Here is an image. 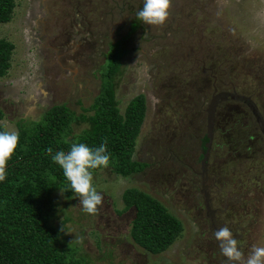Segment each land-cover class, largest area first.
<instances>
[{
	"label": "rangeland",
	"instance_id": "1",
	"mask_svg": "<svg viewBox=\"0 0 264 264\" xmlns=\"http://www.w3.org/2000/svg\"><path fill=\"white\" fill-rule=\"evenodd\" d=\"M143 3L17 0L12 21L0 24V39L15 45L0 79V125L18 132L19 123L37 122L60 104L85 113L99 94L109 44L128 35ZM129 49L117 100L124 114L133 98L146 96L134 159L148 168L128 178L111 168L93 172L104 197L96 215L56 192L52 223L62 229V247L84 264H230L214 236L228 227L247 258L253 245L264 246V0H172L166 23L142 22ZM221 93L247 99L254 112L220 99L209 117ZM86 127L74 123L73 133ZM205 133L213 137L208 152ZM129 188L182 221L184 232L166 252L151 254L133 241L135 212L122 200ZM75 236L83 243L71 245Z\"/></svg>",
	"mask_w": 264,
	"mask_h": 264
},
{
	"label": "trees",
	"instance_id": "2",
	"mask_svg": "<svg viewBox=\"0 0 264 264\" xmlns=\"http://www.w3.org/2000/svg\"><path fill=\"white\" fill-rule=\"evenodd\" d=\"M16 2L0 0V24L12 21ZM141 23L136 17L128 35L109 44L99 94L85 113L77 116L66 104H60L47 110L37 122L18 124L19 144L8 161L6 179L0 182V264H84L83 260L74 257L73 250L62 247V229L52 223L57 211L54 194L62 191L67 198L75 194L62 169L52 161L46 149L52 148L54 155L58 151L68 152L73 142L94 149L107 140L110 155L107 168L115 174L128 178L148 168L147 163L134 159L147 113L146 96L140 94L133 98L124 114L117 100L123 62L130 53V39ZM14 50L12 42L0 39V79L12 67ZM220 99L222 105L240 102L249 105L253 112L255 110L247 99L221 93L212 98L209 117L220 107L217 106ZM4 118L0 109V121ZM74 123L87 127L76 135L73 133ZM2 130L4 127L0 125ZM212 140L213 137L205 133L202 139L204 152H208ZM100 169L92 170V173ZM122 200L125 211L135 212L131 237L145 251L162 254L184 232L182 221L152 195L138 188H129L123 193Z\"/></svg>",
	"mask_w": 264,
	"mask_h": 264
},
{
	"label": "clouds",
	"instance_id": "3",
	"mask_svg": "<svg viewBox=\"0 0 264 264\" xmlns=\"http://www.w3.org/2000/svg\"><path fill=\"white\" fill-rule=\"evenodd\" d=\"M171 6L172 0H144L143 8L136 13V17L145 25L163 26L169 18ZM65 143L68 141L65 140ZM18 144L19 133L4 125V130L0 131V182L6 179L8 161L14 155ZM46 152L62 169L71 191L79 198L83 212L96 215L104 197L93 186L92 170L108 167L110 155L107 140L94 149L84 143L73 142L68 152L58 151L53 155L52 148L46 149ZM214 236L219 242L221 254L230 264H264V246L253 245L245 258L238 247L239 242L228 227L219 228ZM82 243L83 237L75 236L71 245Z\"/></svg>",
	"mask_w": 264,
	"mask_h": 264
},
{
	"label": "water",
	"instance_id": "4",
	"mask_svg": "<svg viewBox=\"0 0 264 264\" xmlns=\"http://www.w3.org/2000/svg\"><path fill=\"white\" fill-rule=\"evenodd\" d=\"M258 121H260L259 118H258Z\"/></svg>",
	"mask_w": 264,
	"mask_h": 264
}]
</instances>
